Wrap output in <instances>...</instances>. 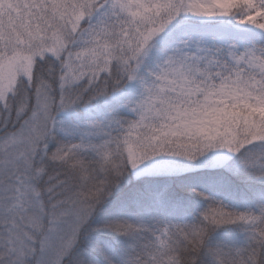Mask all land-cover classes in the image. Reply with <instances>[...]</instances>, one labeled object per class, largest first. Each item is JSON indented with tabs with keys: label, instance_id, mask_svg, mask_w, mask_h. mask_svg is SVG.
Wrapping results in <instances>:
<instances>
[{
	"label": "snow or ice",
	"instance_id": "snow-or-ice-1",
	"mask_svg": "<svg viewBox=\"0 0 264 264\" xmlns=\"http://www.w3.org/2000/svg\"><path fill=\"white\" fill-rule=\"evenodd\" d=\"M0 264H264V0H0Z\"/></svg>",
	"mask_w": 264,
	"mask_h": 264
}]
</instances>
